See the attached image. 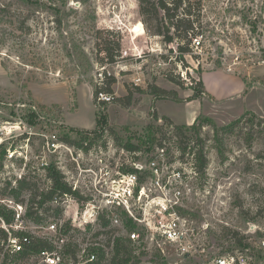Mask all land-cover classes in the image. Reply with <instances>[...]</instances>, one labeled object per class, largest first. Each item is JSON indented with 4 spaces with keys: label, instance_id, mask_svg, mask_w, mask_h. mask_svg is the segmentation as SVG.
Segmentation results:
<instances>
[{
    "label": "rangeland",
    "instance_id": "rangeland-1",
    "mask_svg": "<svg viewBox=\"0 0 264 264\" xmlns=\"http://www.w3.org/2000/svg\"><path fill=\"white\" fill-rule=\"evenodd\" d=\"M190 2L193 16L200 18L196 37L201 36L203 44L193 47V38L190 51L182 53L179 44L186 40L168 43L154 34L138 0H0V151L16 150L29 158L1 159L0 204L13 199L8 181L16 185L26 176L41 190L49 188V167L60 170L77 189L62 205V215L49 201L46 221L37 224L27 218L26 227L13 232L50 239L55 235L48 224H72L74 217L79 219L76 211L82 214L83 202L94 198L96 181L90 169L137 171L140 183L151 186L156 180L150 164L154 159L163 181L181 172L182 179L169 188L172 194L175 189L182 192L177 210L193 231L196 253L183 257L172 246H160L142 223L119 210L122 229L112 224L114 234L140 233L134 244L142 245L136 254L144 252L143 264H209L232 253L244 255L248 264H264V0ZM115 42L120 43V57L102 61L108 56L104 48H115ZM216 71L236 74L245 89L224 100L206 87L202 91L197 83ZM108 76L116 77L110 93L114 99L101 102L95 89L106 88ZM153 85L177 92L180 100L173 93L172 99L160 97ZM201 114L213 123L206 124L199 137L187 130L184 142L164 120L169 117L174 125L189 128ZM151 122L164 125L163 147L145 137ZM96 132L95 140L82 139V133L93 137ZM141 136L145 145L128 151L125 144L137 145ZM52 142L72 151L65 146L53 150ZM200 149L208 161L204 172L198 171L194 154ZM103 175L99 180L108 177ZM25 198L27 208L30 194ZM127 219L135 225L132 231ZM225 227L245 235L249 245H235L225 236ZM75 228L69 238L81 251L66 264H88L93 246L109 251V235L94 236L97 226L92 231L86 225ZM0 238L4 252L5 238ZM259 251L263 258L257 256ZM38 261L36 255L21 260Z\"/></svg>",
    "mask_w": 264,
    "mask_h": 264
},
{
    "label": "trees",
    "instance_id": "trees-1",
    "mask_svg": "<svg viewBox=\"0 0 264 264\" xmlns=\"http://www.w3.org/2000/svg\"><path fill=\"white\" fill-rule=\"evenodd\" d=\"M140 5V12L143 17L144 22L147 25H151L153 27L154 34L162 36L165 42L172 43L179 38H183L186 40V44H179V50L183 53L190 51L188 44L193 40L201 32L199 31L200 26V18L197 16H193L192 12V4L190 0H138ZM153 23L155 25L153 26ZM102 43V42H101ZM112 43V42H111ZM115 48L107 47L104 48V51L107 52V57L101 59L102 61L115 62L118 57H120V43L115 42ZM172 81L176 82L172 78ZM116 82L115 76H108L105 82L106 88L104 87H96L95 89V97L98 95L100 91H106L108 93H113V84ZM197 85L202 88L204 91V83L202 81L198 82ZM156 90L161 92L163 95L160 96L162 98H171L169 94L173 93L172 96L175 100L179 101V96L177 92L169 91L161 89L157 86ZM195 95L198 96V92H195ZM172 99V98H171ZM35 112H32L31 116H35ZM156 119H160L156 116ZM252 121L256 119V117L251 118ZM250 119V120H251ZM31 121L33 118L30 119ZM165 123L167 126H174V130L177 136L181 137V142L187 140L188 135H186V131H193L195 134L200 136L202 128L206 124L213 123L212 118L208 115L201 114L199 115L195 122L188 126H176L173 121L169 117H164ZM240 121H237L235 125H239ZM234 125H231L229 128L234 129ZM164 125H158L154 122H151L146 127L145 137L148 138L152 142V144H158L163 147V135ZM99 134H95V136L90 137L89 134L82 133V139L91 141L95 140ZM67 141H70L69 138H66ZM200 139V138H199ZM121 143V142H120ZM137 145H127L125 147L128 151L131 150H139L142 145H145L144 136L138 137ZM152 145V146H153ZM191 146V145H189ZM7 149L0 151V161L5 157ZM184 154L187 152L186 148L183 149ZM195 158L197 160V169L200 172H204L207 167V157L203 149L198 150L194 153ZM199 161V162H198ZM2 165V164H1ZM47 176L48 180H50L51 185L46 190H41L36 182H32L31 180H27L25 176L22 179L17 181L16 185H13L12 182L8 181V185L11 186V195L16 202L26 203L25 194L26 192L30 194V205H27V214L26 217L32 221L33 223L40 224L46 221V213L51 210L52 206H46V203L52 201L56 194H64V193H73L72 186L68 184L65 180V175L58 170L57 168H47ZM63 208L61 206H57L56 213L62 215ZM0 216L4 217L7 223H12L14 221V211L11 209H7L6 206H0ZM128 220V219H127ZM134 224V223H133ZM132 224L131 220L127 221V225H129V231L134 229L135 225ZM98 229L94 232V236H100L102 234L109 235L107 248L96 247L93 246L89 249V254L92 253L97 254V260L94 264H143L141 260V256L144 255V252L136 254V249L138 250L140 246H135V241H133L129 236H115L114 232L116 228L111 227V220L106 215H100L98 220ZM89 231H92L93 228L91 225H88ZM73 229L70 221L65 222L63 226V237H65L62 242L61 236H56L54 238L49 239L47 236H36L27 232H15L21 235H28L31 237V241L27 244L25 249L10 257L6 255L5 262L11 261L17 264H27L21 262L30 255L38 254L43 250L54 251L56 249H60L62 251L65 262L70 260H76L78 258V254L81 251V247L77 242H75L72 238L73 235L70 233ZM225 236H229L235 245L244 246L249 245L245 238L246 236L241 234L238 230H233L231 228H224ZM2 237L6 239L7 233L2 230ZM229 234V235H228ZM0 248H1V238H0ZM91 252V253H90ZM258 254V255H257ZM255 253L253 255H257L259 258H263L261 255L262 252ZM264 254V253H263Z\"/></svg>",
    "mask_w": 264,
    "mask_h": 264
},
{
    "label": "built area",
    "instance_id": "built-area-1",
    "mask_svg": "<svg viewBox=\"0 0 264 264\" xmlns=\"http://www.w3.org/2000/svg\"><path fill=\"white\" fill-rule=\"evenodd\" d=\"M202 44L201 36L194 38L193 47L200 48ZM137 80H139V78ZM98 99L101 102H111L114 96L110 93L101 91L98 94ZM2 143L3 140L1 139L0 147ZM51 146L53 150H57L65 145L61 146L58 142H52ZM65 147L69 151H72L70 146L66 145ZM7 151L8 152L5 154V161H11L17 157L29 160L25 154L18 155L16 150L8 149ZM1 164L3 165V163ZM150 164L156 178V180L151 183V186L146 183V181L141 182L142 184L140 183V177L137 171L122 172L118 170L114 174L110 173L108 170L104 171V168L99 170L90 169L96 181L94 198L87 202H83L84 210L81 215H79L78 210L76 211L79 219L73 218L72 227L73 229H77L75 227L91 225L92 227L97 226L98 228L100 215H106L110 218L111 224H113L114 227L122 229L121 220L117 212L123 210L128 213L130 217L142 223L148 232L157 238L160 246H172L176 249L177 254L183 255V257L195 255L196 247L193 242V231L189 226L188 220L177 210L179 203L178 199L182 192L179 189H175L172 194V189L169 188V186H172L182 179L181 172H173L169 174L167 180L163 181L156 160H151ZM133 165L136 167L137 161H135ZM102 173H105L103 176H108L104 178L103 181L99 180L100 174ZM98 183L106 185L107 189H104L105 187L101 185V188L97 187L96 184ZM75 192H77L76 188H74L73 193L55 195L52 204L55 203L57 206L63 208L62 205L67 204L72 195L74 196ZM101 195V199H98ZM1 201L2 203L0 206L4 205L7 209L14 211V221L12 223H7L4 217L0 216V236L3 234L2 230L7 233L5 242L2 244L4 252H0V264H17L11 261V259L5 262V257L6 255L13 257L22 252L31 241L30 236L17 234L15 231H12L14 229L26 227V204L16 202L12 198ZM63 226L64 222L61 226H59L57 222L48 224L47 230L55 235L51 236V238L59 235L62 237L61 241L63 242L65 239V237H63ZM128 236L133 241H138L141 235L139 232L133 231L129 233ZM33 255H36L39 260L36 264H66L60 249L54 251L43 250ZM96 260L97 254L92 253L89 257L88 264H94ZM25 263L30 264L28 262ZM209 264H248V262L244 255L232 253L214 257Z\"/></svg>",
    "mask_w": 264,
    "mask_h": 264
},
{
    "label": "crops",
    "instance_id": "crops-1",
    "mask_svg": "<svg viewBox=\"0 0 264 264\" xmlns=\"http://www.w3.org/2000/svg\"><path fill=\"white\" fill-rule=\"evenodd\" d=\"M203 83L206 89L218 100L228 99L234 94L242 92L246 87L245 81L239 76L223 71L205 73Z\"/></svg>",
    "mask_w": 264,
    "mask_h": 264
},
{
    "label": "water",
    "instance_id": "water-1",
    "mask_svg": "<svg viewBox=\"0 0 264 264\" xmlns=\"http://www.w3.org/2000/svg\"><path fill=\"white\" fill-rule=\"evenodd\" d=\"M141 167V166H140Z\"/></svg>",
    "mask_w": 264,
    "mask_h": 264
}]
</instances>
